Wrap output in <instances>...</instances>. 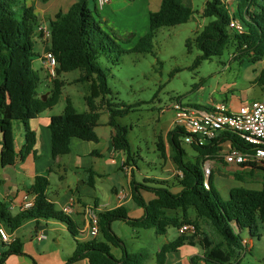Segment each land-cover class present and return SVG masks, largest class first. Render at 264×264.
<instances>
[{
  "label": "trees",
  "instance_id": "trees-1",
  "mask_svg": "<svg viewBox=\"0 0 264 264\" xmlns=\"http://www.w3.org/2000/svg\"><path fill=\"white\" fill-rule=\"evenodd\" d=\"M237 1L235 15L229 12L222 0L207 1L203 17L212 21L194 39L202 52L196 65L203 60L221 56L230 48L234 50L233 59L247 58L252 63L264 61V0ZM94 2V10H91L88 0H76L67 12L58 13L50 21L49 52L57 61L56 79L51 97L43 101L37 96L38 78L33 66L34 58L38 56L35 51L36 39L44 37L39 30V16L35 8L26 5L23 0H0V146L3 168L13 166L16 162L15 123L21 122L24 130V146L20 154L24 156L35 152L37 137L31 128V121L58 104L64 87L58 77L74 71L81 73L79 83L89 84L90 94L85 98L89 111L78 113L68 101L64 113L51 118L49 129L53 159L56 161L69 155L73 139L99 142L96 128L99 126L101 106H106L109 112L108 125L114 130V151L130 152L128 129L117 120L130 111L115 108L116 105L110 99L113 91L107 81V72L95 63L98 56L111 51L112 45L119 49L121 46L102 27L104 21L99 15L96 0ZM193 16V9L184 4V0H162L160 9L149 15V32L140 39L133 51L151 46L160 28L187 24ZM233 18L242 22L244 34L230 27ZM187 46L191 49V41ZM256 82L264 89V66ZM186 136L181 128L167 134V142L172 149L171 159L182 174L177 176L181 192L173 193L161 181H148L154 183L153 186H134L136 182H133L132 199L143 210V216L131 218L124 205L99 212V238L88 242L76 240V252L68 258L67 264L82 259H87L90 264H144L146 258L131 255L124 241L114 233L112 225L116 221H123L134 228L155 229L159 236H165L170 227L180 229L185 224L195 225V235L181 234L161 249L158 254L160 263L187 241L193 243L196 237H200L204 264H238L247 249L242 232L248 230L252 237H260L264 229V167L244 166L245 171L235 176L236 179L247 177L252 180L256 171H259L262 189L234 188L226 200L215 191L212 176L209 180L210 189L205 187L203 165L207 160L217 159L226 146L243 148V142L231 132H224L206 144L193 142L190 146L196 153V162H191L186 159L183 148ZM158 149L161 157L167 159L164 138H159ZM126 164H129L128 160ZM51 171L52 168H49L35 177L30 191L35 199L30 209L13 215L9 206L0 201V228L5 227L13 233L30 220H54L68 225L72 235L78 236V229L73 227L69 215L57 209L56 204L48 198ZM89 173V185L94 187L96 173L93 170H89ZM141 191L153 193L155 199L147 202ZM191 210L195 217H192ZM172 214H180V218H173ZM112 248L121 249L120 259L112 254ZM21 254L22 243L15 240L3 253L0 264L9 255ZM193 264L196 263L193 261Z\"/></svg>",
  "mask_w": 264,
  "mask_h": 264
},
{
  "label": "rangeland",
  "instance_id": "rangeland-1",
  "mask_svg": "<svg viewBox=\"0 0 264 264\" xmlns=\"http://www.w3.org/2000/svg\"><path fill=\"white\" fill-rule=\"evenodd\" d=\"M88 1L89 8L94 10V0ZM207 1L184 0V4L194 11L192 19L187 24L160 28L151 46L138 51L133 49L149 32V15L160 9L162 0H111V3L105 6L107 12L102 17V27L114 37L121 48L112 45L111 51L98 56L95 63L107 72V81L113 91L110 99L116 105L115 108L130 111L117 120L128 129L131 149L129 153H111L114 130L108 125L107 107L101 106L99 126L96 128L98 143L75 139L71 153L60 157V160H52L49 147L44 151L42 158L38 159L39 167L49 163L48 168H52L48 191L52 200L55 201L57 197L69 193V189L75 192L80 188L86 190L84 201L93 205V195L87 194L94 190L89 185V170L96 173L94 179L98 202L101 205L107 204V208L115 204L111 203V199H115L114 188L128 192L132 173L136 182L134 186H153L155 184L148 181L154 180L165 182L166 188L175 191L179 187L177 176L181 175L171 159L172 149L166 137L175 118V105L181 102L194 108H210L225 104L232 111H237L241 103H250L263 96L264 89L254 85L249 78L263 68L264 61L252 63L247 58L233 59L234 50L230 48L223 55L203 60L196 65V60L202 52L197 48L194 39L212 21L203 17ZM233 4L236 6L237 1ZM190 41L191 49L187 46ZM35 51L38 54L33 62L38 78L37 96L41 99L44 96L49 98L56 78L51 77L44 59H41V46L36 44ZM80 75V71H74L58 77L64 84L62 94L58 104L45 111L47 115H62L68 101L78 113L89 111L85 100L90 94L89 84L79 83ZM14 128L16 134L19 129L23 132L21 122L15 123ZM159 138L165 140L167 159L161 157L158 149ZM183 148L187 154L186 159L196 162V153L186 138L183 139ZM225 151L226 149L217 159L210 161L215 191L227 200L234 188L260 190V172L256 171L252 180L247 177L236 179V174L243 173L245 168L226 165L221 157ZM123 159L129 161V164H126L128 170L125 166L124 169L122 167ZM18 180L22 182V179ZM141 195L146 200L148 193L141 191ZM56 206L59 209V205ZM127 209L131 212L134 209L141 211L136 202L130 203ZM134 214L132 213V216ZM191 214L195 217L193 210ZM171 216L180 218V214ZM76 222L79 226L84 224L83 219ZM112 229L124 241L131 255L146 258L144 264H159L157 258L160 246L165 241L172 242L178 236V229L175 227H170L167 235L159 236L155 229L134 228L123 221L114 222ZM241 235L247 241V249L238 264H264V229L260 237H252L248 230H244ZM68 237L74 243V237ZM187 243L195 246L203 255L200 237H196L193 243L190 240ZM112 253L116 258L122 256L119 248H112ZM194 258L196 259L192 261L196 264H204V257L196 255Z\"/></svg>",
  "mask_w": 264,
  "mask_h": 264
},
{
  "label": "crops",
  "instance_id": "crops-1",
  "mask_svg": "<svg viewBox=\"0 0 264 264\" xmlns=\"http://www.w3.org/2000/svg\"><path fill=\"white\" fill-rule=\"evenodd\" d=\"M23 2L35 8L37 15L40 19V29H48L50 21L54 20L56 15L60 12H67L70 7L76 2V0H50L45 2L44 0H23ZM95 5V2H94ZM66 6V8H65ZM107 7L100 8L98 7L100 17H103L107 12ZM36 44L40 45L42 48V56L41 59L45 56L47 52H49L50 44L48 40L44 37H38L36 39ZM262 70V69H261ZM261 70L256 73L250 79L254 85H258L256 79L261 72ZM264 97L257 98L255 100H260ZM254 101V100H253ZM249 103V102H247ZM245 103V104H247ZM241 103L240 106L245 105ZM218 105V104H217ZM239 106V107H240ZM53 116L47 115L45 112L40 114L36 119L31 121V128L36 133L37 142L35 145V152L22 156L20 151L24 146V130L23 132L19 129V133H15L16 138V150H17V158L16 162L13 166L3 168L1 165V146H0V201L6 203L10 212L13 215H17L18 213L24 211L23 206L27 202H34V195L31 194V187L34 184L35 177L43 174L47 171L50 164H46L42 167L38 166V159L42 158L44 151L49 147L52 156V144H51V131L49 129V125L51 122V118ZM173 130V126L170 128L168 133ZM167 133V134H168ZM114 132L112 133V136ZM167 137V136H166ZM75 139L72 140V143ZM79 140V139H76ZM90 143V142H88ZM81 146V145H78ZM224 149L228 150L229 147L226 146ZM224 151V150H223ZM221 151L220 153H222ZM115 152L112 146L111 153ZM53 160V157H52ZM60 160L58 158L56 161ZM126 161L123 159L122 167L127 169ZM49 165V166H48ZM78 165V163L76 164ZM172 168V166H171ZM128 170V169H127ZM171 170V169H170ZM127 172V171H125ZM130 174V172H127ZM22 179V182H19L18 179ZM133 182H135V178L132 173V177L129 180L130 189L128 192L124 189L119 190L114 188L113 193L115 195V199H111V203H115L114 206L110 208L107 204L101 205L98 201L99 198L97 196L96 191V183L94 187H91L93 191L91 193H87L88 195H93L95 201L93 205H90L84 201V197L86 195V190L77 188L76 191H72L69 189V193H65L62 197H57V200H52L47 191V195L50 201L59 205V210L65 211L67 215L73 221V227L78 229V236L74 237L69 230L68 225L57 222L54 220H40L34 221L30 220L23 224L15 232H10L8 229L3 227L15 240H19L22 243V251L21 255H9L6 260L1 264H67L68 258H70L77 249L76 239H79L80 242H88L98 237H93L90 232L89 222L85 214V208L88 206L95 207L99 212L105 210L115 209L119 206H128L130 203L134 202L132 199V190L134 188ZM262 189V188H261ZM121 191H126L128 194V199L124 202L119 200V193ZM172 191V190H171ZM88 192V191H87ZM173 193H180L181 188L178 187ZM146 201L149 202L155 199V195L153 193L147 192ZM71 209V213L66 210ZM138 211L134 209L132 212L129 211V216L131 218L137 219L143 216V210ZM132 213H135L132 216ZM83 219V226H79L77 224V220ZM43 233L46 235V239L40 240L37 238V233ZM79 235H81L79 237ZM167 235V234H166ZM181 235L178 229V236ZM68 236L74 237V243L69 239ZM85 236V237H83ZM174 241V240H173ZM246 240L244 239V242ZM247 242V241H246ZM14 243V242H13ZM170 242L165 241L160 249H162L166 244ZM9 249V245L2 242L0 239V259L3 256V253L7 252ZM161 250H159L160 252ZM158 252V254H159ZM113 254V253H112ZM202 254L198 252V249L195 246H190L186 242V244L180 248H178L173 253L167 255L166 259H164L163 263H160L159 259L157 261L159 264H193L194 256ZM122 257V256H121ZM120 257V258H121ZM118 258V259H120ZM74 264H90L87 259H82L80 261L75 262Z\"/></svg>",
  "mask_w": 264,
  "mask_h": 264
},
{
  "label": "built area",
  "instance_id": "built-area-1",
  "mask_svg": "<svg viewBox=\"0 0 264 264\" xmlns=\"http://www.w3.org/2000/svg\"><path fill=\"white\" fill-rule=\"evenodd\" d=\"M232 15L237 12V0H222ZM237 1L234 6L233 2ZM98 7L111 3V0H96ZM230 27L235 29L239 34L245 33V27L239 19L233 18ZM46 40L49 39L48 29H39ZM52 78L56 77L57 61L51 52H47L43 57ZM175 118L173 120V129L181 128L187 134L186 141L191 145L199 141L206 144L216 139L224 132H231L237 135L244 144L243 148L229 147L221 155L226 165L237 167H264V97L260 100H254L248 104L242 105L237 111H232L225 104H218L210 108H194L183 105L181 102L174 107ZM207 160L203 165L204 185L210 189L209 180L212 176V163ZM180 175H182L180 173ZM119 200L124 202L128 199L126 191H121L118 195ZM34 202H27L23 210H28ZM71 213V209L66 210ZM65 212V211H64ZM66 213V212H65ZM85 214L89 222L90 232L93 237L100 234L99 211L92 206L85 208ZM181 234L195 235L196 226L185 224L179 229ZM40 240L46 239L43 233H37ZM0 239L3 243L11 245L14 242L12 236L3 228H0ZM247 243L246 241L244 242Z\"/></svg>",
  "mask_w": 264,
  "mask_h": 264
},
{
  "label": "water",
  "instance_id": "water-1",
  "mask_svg": "<svg viewBox=\"0 0 264 264\" xmlns=\"http://www.w3.org/2000/svg\"><path fill=\"white\" fill-rule=\"evenodd\" d=\"M47 99H48L47 96H44V97L42 98L43 101H47Z\"/></svg>",
  "mask_w": 264,
  "mask_h": 264
}]
</instances>
